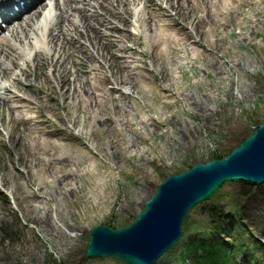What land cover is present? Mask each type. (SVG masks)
Returning a JSON list of instances; mask_svg holds the SVG:
<instances>
[{
    "label": "rangeland",
    "instance_id": "374dc122",
    "mask_svg": "<svg viewBox=\"0 0 264 264\" xmlns=\"http://www.w3.org/2000/svg\"><path fill=\"white\" fill-rule=\"evenodd\" d=\"M168 2L175 7L186 2L187 8L166 28L174 37L157 41L154 34L152 45L144 32L137 30V42L126 35L136 31V5L117 9L128 22L114 20L109 41L123 37L134 51L135 67L94 70L124 82L120 91L106 83L88 112L74 102L67 119L62 98L43 106L41 122L53 131L39 137L36 151L27 145L31 134H21L27 125L9 112L13 103L1 108L2 123L12 134L0 124V264H124L85 258L90 230L129 224L168 175L227 155L264 122V0H147L141 6L147 15L170 19L175 12H164ZM79 68L90 75L88 63ZM33 69L28 68L32 75ZM35 70L43 81L49 69ZM16 83L21 96L54 95L45 85H33V77L20 76ZM19 155L34 164H19ZM263 191L264 184L243 189L233 181L209 199L226 210L236 204L243 209L251 233L236 227L227 236L236 248L246 244L235 251L233 264L264 263ZM202 205L190 210L185 236L155 264H194L181 255L188 238L213 234Z\"/></svg>",
    "mask_w": 264,
    "mask_h": 264
},
{
    "label": "bare ground",
    "instance_id": "6f19581e",
    "mask_svg": "<svg viewBox=\"0 0 264 264\" xmlns=\"http://www.w3.org/2000/svg\"><path fill=\"white\" fill-rule=\"evenodd\" d=\"M146 1L0 0V36L3 35L0 37V124L10 134V138L12 130L2 123L1 118V108L4 105L13 103L9 112L16 113L17 119L27 125L21 134L26 132L31 134V140H27V145L36 151L40 146L39 137L53 131L41 122L43 106L49 108L53 100L62 98L67 106L65 115L67 119H71L69 107L75 104L74 102H78L88 112L89 107L98 102L97 93L103 90L106 83L111 82L113 88L119 90L124 82L122 77L117 75L110 80L106 77L101 78L93 72L105 66L111 68L114 64L117 73L123 68L135 67L136 63L132 61L134 51L123 37L109 41L111 34L108 31L116 27L114 20L128 22L118 14V8L126 9L129 4L136 5L133 26L136 31L132 35L126 34L131 42L141 39L138 31L145 33V40L151 45L154 34L157 41L174 37L166 28L172 22L178 23L177 17L183 12L180 9L187 8V3L175 7L168 2L169 8H165L164 12L172 9L175 13H169L170 19H161L151 12L148 15L145 13L146 9L141 4L145 5ZM13 5L19 6V10L16 11ZM197 19L200 20L196 16L192 23L198 24ZM20 20L21 22L15 23ZM1 21L7 22V25ZM3 26H6V31ZM176 40L182 41L181 36L178 35ZM180 45L183 49L182 43ZM80 51H85L82 58L77 55ZM87 63L90 75L83 73L79 68ZM40 65L49 69L43 81L35 70ZM30 66H34L33 75L28 71ZM14 68L18 69L16 71L18 73L13 71ZM10 73L13 76L8 80ZM20 76H24L25 80L33 77V85H45L52 89L54 95L48 94L46 100L30 94L21 96L16 83ZM71 76L74 78L71 79ZM52 111L54 112L53 109ZM93 112L96 113L94 110ZM54 114L56 115L55 112ZM68 126L71 127L70 124ZM14 144L19 149L23 147L21 140H15ZM34 157H37L36 154ZM17 159L19 164L27 166L34 164L33 160L26 161L22 155Z\"/></svg>",
    "mask_w": 264,
    "mask_h": 264
},
{
    "label": "water",
    "instance_id": "95a60500",
    "mask_svg": "<svg viewBox=\"0 0 264 264\" xmlns=\"http://www.w3.org/2000/svg\"><path fill=\"white\" fill-rule=\"evenodd\" d=\"M233 181L264 184V122L227 155L168 175L129 224L94 226L84 257L155 264L183 237L190 210L211 199L224 183Z\"/></svg>",
    "mask_w": 264,
    "mask_h": 264
},
{
    "label": "trees",
    "instance_id": "16d2710c",
    "mask_svg": "<svg viewBox=\"0 0 264 264\" xmlns=\"http://www.w3.org/2000/svg\"><path fill=\"white\" fill-rule=\"evenodd\" d=\"M225 155L226 154H221L214 156L213 158H221ZM242 184L243 189L254 185L248 182H242ZM0 194L3 193L0 192ZM215 194L216 192L212 197H214ZM212 200L202 202V208L207 215L208 225H210L213 229V234L208 237H203L194 233L191 234L181 255L183 258L189 256L194 259V264H233V262H236L237 258L235 251H243V249L246 248V244L241 242V244L236 248L234 243L229 240L227 236H231V230L236 227H243L249 233H251V231L248 228V223L242 220L243 209L240 205L236 204L234 209L226 210L223 205L219 203V201H214V199ZM188 218L189 216L187 215L184 221L185 226L183 227V236L186 234ZM108 225L114 227L110 223H108ZM53 264L63 263L58 262ZM255 264L264 263L258 261Z\"/></svg>",
    "mask_w": 264,
    "mask_h": 264
}]
</instances>
